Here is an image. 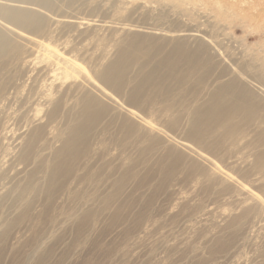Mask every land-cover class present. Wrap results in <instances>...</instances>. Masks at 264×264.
Here are the masks:
<instances>
[{"label": "rangeland", "instance_id": "374dc122", "mask_svg": "<svg viewBox=\"0 0 264 264\" xmlns=\"http://www.w3.org/2000/svg\"><path fill=\"white\" fill-rule=\"evenodd\" d=\"M0 30L14 38L0 51V264H264V0H0ZM176 43L197 55L188 79L187 61L175 76L158 64ZM128 44L141 56L123 89L101 87ZM151 70L169 94L146 88L133 107L129 89ZM233 78L257 116L233 136L187 139L188 110ZM88 91L110 114L78 159L56 157Z\"/></svg>", "mask_w": 264, "mask_h": 264}, {"label": "bare ground", "instance_id": "6f19581e", "mask_svg": "<svg viewBox=\"0 0 264 264\" xmlns=\"http://www.w3.org/2000/svg\"><path fill=\"white\" fill-rule=\"evenodd\" d=\"M243 2H244V0H243ZM21 15H24V14H21ZM18 16H20V15H18ZM26 17H23V18H26ZM16 18H17V16H16ZM11 19H13V18H11ZM17 19H15V20H17ZM24 20H27V19H24ZM2 37H0V51H2L3 48H6L5 46H8L9 43L11 44L12 40H14V38H10L9 36L6 39H3L2 40ZM150 38H148V39L150 40ZM10 39H12V40H10ZM176 44L177 45L174 46V47L172 45V47L170 48V50L167 51V53L164 55V57L161 59V61L158 62V64L160 66H166L167 69H168V72H170L173 76H175L174 75L175 74L174 67L177 64V62L178 61H187L188 62V65H189L188 66V69L182 75V77L180 78L181 80H184V79L187 78V76L191 72H194V71L197 70V68H198L197 67L198 66V58L196 57L197 56L196 54H190L189 51H188V53L190 55L188 53L186 54L187 51L184 52L185 49H182L181 48L182 45L179 46L178 43H176ZM165 45H166V43H165ZM183 45H185V44H183ZM13 48H14V46H13ZM134 48H136V47L133 44H128L124 48L120 49V51H118V54L115 57V59L112 62L110 61L111 63L108 66H104L105 68H103V70L100 71V73L98 74V76L96 75L97 76L96 81H97V83L99 85H101V87L103 86L105 88H110V89L115 90L116 92H119V91H121V89H123L122 87L126 84L127 73H129L128 72L129 71L128 69H129V67H131L130 66L131 63H134L133 61L131 62V60L132 59L134 60V59L140 58V56H141L139 54L140 55V56L138 55L139 57L137 56V58H134V57H136V54H137V53L135 54V52H133L135 54V56H131L132 50H135ZM192 51H195V50L193 49ZM195 53H196V51H195ZM134 54H132V55H134ZM0 55H1V53H0ZM198 57H199V55H198ZM202 61H201V63H202ZM143 68H142V70H143ZM201 73H203V72H201ZM155 74H157V73H156V71H153V70H151V71H149V72H147L145 74H143V73L140 74L139 73V77L137 76L138 79H137L136 83L134 82L135 83L134 86L131 89H129L130 91H129V95L127 97L128 104L132 105L133 107L134 106L141 107V103H142V99H143L142 98L143 97V91L146 88L147 89L152 88V89H155L157 91H160V92H163V93L166 92L167 94H169L168 88L166 89V87H163V83H162L163 79L160 78L159 80H162V81H157L158 78L156 79V77H160V76H156ZM198 76H199V74H198ZM261 77H263V75L256 76L255 77L256 78L255 81L258 80V79L261 80L260 79ZM240 81H239V79L236 80L235 78H233V79H228L227 81H224V82L217 83L216 86L215 87H212L211 91L208 92L207 97H206V100H204L203 103L201 102V104H199V105L192 106L188 110V112H187V122H188V126H187V130L185 132L187 134V136H188L187 139H192V140H194V141H196L197 143L200 144V141L202 140V138L205 135L210 134V132H212V131H219L222 136H233L241 128L238 125L237 121L240 120L245 125H249L252 122L253 118L255 116H257V113L256 112L258 111L257 110V106H255L256 105V101L253 99L254 96H253V91L251 90V88L246 83H243V82H240ZM98 87H100V86H98ZM252 87H253V85H252ZM105 95H106V92H105ZM104 98L107 99V100H111V99H109V97H104ZM161 98L163 100H167L168 101V103L166 105L167 109H171L173 107V103L169 100L170 97H161ZM102 100L100 98L96 97L95 93H92V92L87 93L86 96H84L82 98V105H81V108H80V110L78 112V121L75 122V124L73 123L74 125L70 126V128L68 129L69 132H70V134L69 135L67 134L68 135V138H66L62 142L60 148H58L56 150V152L54 153V155L55 154L57 155V156L55 155L56 157H60L58 155H60L62 153L63 154L66 153V156L67 157L68 156L70 158L73 157V159H70L68 157L70 160L73 161V160H75V158L78 159V157H74L76 155V150L75 149H76V147L79 144L82 143V145H83L85 143V141L87 139L86 138L87 137L86 136V132L90 128L93 129L92 127H94V126L96 127V125H95L96 123H99L100 120H103L104 118H106L105 116H107V115L110 114V107L112 106V104L109 107V105L107 104V102L105 103V101H102ZM132 106H130V107H132ZM49 113H50V111H49ZM52 113H54V112H52ZM128 115H127V120L122 121L123 122V125L122 126H124L125 129L127 128V130L130 131L131 128H133L134 126H136L137 121L135 120V117H133V116L130 117ZM112 117H113V114H112ZM182 118L183 117H176L171 122V124L169 125V127H171L172 129H175L176 126H179L180 125ZM263 119L264 118H262V120ZM111 120H112V118H111ZM127 122H129L130 125L125 127V123H127ZM90 130H89V132H90ZM167 130H168V127H167ZM172 133H173V131H172ZM91 134H92V132H91ZM91 134H89V136ZM205 138H203V139H205ZM90 141H88V143ZM203 141H201V142H203ZM263 142H264V129L258 131L257 136H256V139H255L256 145H261ZM84 147H81V148H84ZM77 149H80V148L78 147ZM84 149H86V148H84ZM80 150L82 151V149H80ZM67 153L69 155H67ZM77 153H78V151H77ZM82 153H83V151H82ZM178 153H179V150H178ZM178 153L177 152H174L173 150L170 151L171 156H173V162L174 163L175 162H178L179 159L181 158V156ZM23 155H25V154H23ZM77 155L79 156V154H77ZM19 156H21V154ZM25 157H26V155H25ZM20 158H22V157H20ZM63 159H65V158H63ZM254 162H255L256 165H264V151L263 150L262 151H259L255 155ZM59 167H60L59 164H55V166H53L52 167V170L50 171V173H51L50 176H54L55 174H57V171L59 170ZM120 192H121V189H120L119 192H117L118 195H119ZM113 193H114V191H113ZM112 196H113V194H112ZM86 215L88 216V214H86Z\"/></svg>", "mask_w": 264, "mask_h": 264}]
</instances>
